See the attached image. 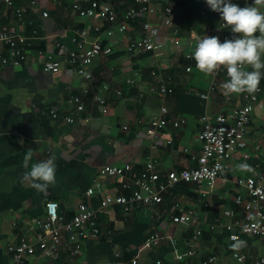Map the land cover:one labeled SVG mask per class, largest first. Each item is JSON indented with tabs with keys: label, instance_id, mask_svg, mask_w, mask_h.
<instances>
[{
	"label": "crops",
	"instance_id": "obj_1",
	"mask_svg": "<svg viewBox=\"0 0 264 264\" xmlns=\"http://www.w3.org/2000/svg\"><path fill=\"white\" fill-rule=\"evenodd\" d=\"M88 1L81 0L85 4ZM96 1L113 10L117 24L123 22L129 7H137L122 0ZM74 2L16 0L18 5L31 8L29 19L34 22L33 28L19 31L27 36L36 32L38 40L23 64L0 68V264H10L8 249L21 236H32L30 228L43 216L49 201L58 204L60 223L65 224L73 219L80 203L97 207L98 201L85 195L94 181L100 185L98 199L121 193L124 180L100 176L101 167L131 164L134 170H141L151 161L163 175L194 167L193 159L200 149L197 135L201 117L231 115L244 105L243 97L252 94L233 93L227 100L221 87L228 79L226 69L219 66L205 74L196 67L191 52L199 38L232 35L230 30L221 29L219 14L203 0H179L172 28L164 26L170 0H151L152 12L127 24L123 34L117 32V25L80 18L71 9ZM248 5L264 10V0H248ZM43 12L47 18H42ZM145 22L159 28L157 41L162 47L131 57L125 46L142 36ZM14 24L11 12L0 3V31ZM95 27L113 30L114 35L103 43L111 46L113 53L92 63L90 81L74 75L67 63L57 75L42 72L36 60L38 50L54 51L65 59L73 33L85 29L93 38L97 36ZM2 52L6 54L5 49ZM160 81L173 90L171 96H158ZM258 88L262 91L259 104L246 131L249 159L244 161L241 153L234 154L207 199H201L194 186L181 184L162 196L153 210L141 206L125 215L120 208H113L99 217L100 237L84 241L78 257L65 252L67 237L62 234L58 258H45L37 246L26 264H132L134 260L137 264H201L210 257L216 258L214 264H240L231 257L236 249L227 240L224 226L235 222L232 230L237 232L244 218L234 199L240 195L245 199L246 192L236 180L264 173V78ZM202 94L208 99L203 100ZM74 96L84 105L81 114L68 103ZM96 96L106 99L108 114H102L94 103ZM163 108L168 111V126L152 143L146 138V130ZM51 112L59 119H52ZM63 117L72 118L74 123H64ZM179 118L187 121L186 126L172 129L170 123ZM29 151V167L55 157V182L44 191L33 187L26 175L24 157ZM242 164L248 167L241 168ZM176 205L195 208L199 224L185 227L172 223L171 218L178 214ZM224 210L234 211L236 218H225ZM153 228L159 231L160 244L147 250L144 242ZM248 242L249 253L259 256L260 241L248 238ZM178 254L183 255V262H177Z\"/></svg>",
	"mask_w": 264,
	"mask_h": 264
},
{
	"label": "built area",
	"instance_id": "obj_2",
	"mask_svg": "<svg viewBox=\"0 0 264 264\" xmlns=\"http://www.w3.org/2000/svg\"><path fill=\"white\" fill-rule=\"evenodd\" d=\"M159 1L161 0H157V2ZM122 2L132 3L137 7H129L120 24H117V17L113 10L96 0H90L86 4L81 0H75L71 9L82 19L105 21L110 25H117V32L123 34L127 31V24L138 17L151 13L152 10L149 7L151 0H122ZM233 2L243 7L247 6L248 0H233ZM0 3L11 12L15 21L13 27L0 31V68L17 67L26 61L27 52L38 40L36 32L27 36L21 34L18 29L34 27L33 20L29 19L31 8L18 5L16 0H0ZM178 7L179 0H170L164 15L165 27L172 28L173 17ZM47 16L45 12L42 13V18H47ZM221 29L230 30L223 23H221ZM94 31L97 36L93 38L85 29L74 32L71 37V49L65 59L54 51L38 50L36 60L42 72L57 75L61 72L64 63H67L74 75L85 82L90 81L89 69L92 63L97 59H105L113 53L111 46L103 44L114 35L113 30L108 28L103 31L100 27H95ZM158 36L159 28L145 22L142 36L126 44V53L135 57L158 50L162 47L161 43L157 41ZM218 37L224 40L231 38L232 35L221 34ZM59 47L60 45L56 44L55 49ZM2 49H5L6 54L2 52ZM187 71L190 70L187 69ZM173 93L171 88L160 81L157 89L160 98L164 99ZM261 93V89L257 88L252 94H246L243 97L244 105L237 108L231 115L212 116L206 114L201 117L199 120L201 128L197 135L200 149L193 159L194 167L186 168L180 172L170 171L163 175L151 161L145 163L141 170H134L131 164L103 166L99 169L98 174L104 177L123 179L122 192L115 196L101 195L98 199L97 189L100 188V185L94 181L93 186L85 192V195L87 198L96 199L97 207L92 208L80 203L73 219L65 224L60 223L58 204L55 201H49L45 205L43 216L36 219L30 228L32 236H21L9 247L8 251L12 254L10 264H26L28 257L36 252L37 246L45 258H58L62 234L67 237L64 244L65 252L72 258L78 257L81 254L84 241L100 237L101 232L98 226L100 216L107 215L113 208H120L125 215L141 206L153 210L160 203L162 196L171 194L174 188L181 184L194 186L198 190L200 198L207 199L214 191L215 183L219 179L223 166L234 154L241 153L244 161L249 159V155L246 153V131L254 107L259 104ZM231 95H228L227 100ZM201 98L206 100L208 96L202 94ZM68 103L74 107L78 114L84 110V105L78 97H71ZM94 103L100 108L102 114H108L109 109L104 97L96 96ZM167 116L168 111L163 108L160 116L149 123L146 138L152 143L167 128ZM51 118L56 120L59 119V116L55 112H51ZM62 120L66 124L74 123L72 118L63 117ZM186 124L185 119L179 118L172 121L170 126L174 130H179ZM153 149L155 148L153 147ZM236 184L242 186L246 194L245 199L241 195L234 199V203L244 213L238 231L233 232L232 230L233 225H237L235 222L224 226L227 240L236 249L231 257L240 264H264V173L255 177L238 179ZM175 209L178 214L171 218L172 223L185 227L199 224L200 216L195 208L176 205ZM223 216L228 219L236 218L235 212L232 210H224ZM213 229L214 226H210V230ZM248 238H256L260 241L262 252L259 256L254 257L249 253ZM159 244V231L153 228L146 237L144 248L152 250ZM176 260L183 262V255L178 254ZM215 262L216 258L210 257L201 264H214ZM111 264H115V262ZM132 264H137V260H134Z\"/></svg>",
	"mask_w": 264,
	"mask_h": 264
},
{
	"label": "clouds",
	"instance_id": "obj_3",
	"mask_svg": "<svg viewBox=\"0 0 264 264\" xmlns=\"http://www.w3.org/2000/svg\"><path fill=\"white\" fill-rule=\"evenodd\" d=\"M204 3L219 14L232 37L221 40L218 36L205 35L199 38L191 52L196 67L207 74L223 66L228 79L221 87L226 96L255 92L264 78V10L254 5L241 7L233 0H204ZM31 159L29 151L24 157L26 175L33 181V187L44 191L55 182V157L29 167Z\"/></svg>",
	"mask_w": 264,
	"mask_h": 264
}]
</instances>
